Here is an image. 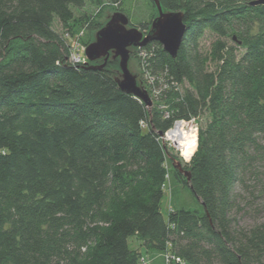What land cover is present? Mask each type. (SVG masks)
I'll list each match as a JSON object with an SVG mask.
<instances>
[{
    "label": "trees",
    "instance_id": "trees-1",
    "mask_svg": "<svg viewBox=\"0 0 264 264\" xmlns=\"http://www.w3.org/2000/svg\"><path fill=\"white\" fill-rule=\"evenodd\" d=\"M159 1L188 29L176 59L158 42L141 50L145 68L169 85L154 100L141 83L149 109L120 89L119 59L101 69L93 67L104 60H69L73 41L87 47L103 28L101 13L75 11L101 0H0V264H143L142 249L162 264L166 251L187 264H264V223L239 227L236 193L262 150L264 5ZM147 5L143 20L117 10L148 33L158 9ZM206 34L215 40L204 53ZM204 114L197 150L182 164L188 180L171 152L166 169L159 137Z\"/></svg>",
    "mask_w": 264,
    "mask_h": 264
},
{
    "label": "water",
    "instance_id": "water-1",
    "mask_svg": "<svg viewBox=\"0 0 264 264\" xmlns=\"http://www.w3.org/2000/svg\"><path fill=\"white\" fill-rule=\"evenodd\" d=\"M152 1L156 4L159 15L152 22L149 33L145 34L140 29L131 27L128 16L117 12L96 33L95 41L89 44L85 51L89 62L104 60L102 65L93 67L94 69L105 67L111 57L119 59L122 75L119 80L120 89L129 95L135 96L147 107H152L153 102L148 92L138 85L137 77L129 70L130 49L144 48L152 42H158L166 53L176 59L188 29L181 12H164L159 0ZM251 5L262 6L264 0H256ZM174 168L190 180V174L183 169L182 163L175 162Z\"/></svg>",
    "mask_w": 264,
    "mask_h": 264
},
{
    "label": "rangeland",
    "instance_id": "rangeland-1",
    "mask_svg": "<svg viewBox=\"0 0 264 264\" xmlns=\"http://www.w3.org/2000/svg\"><path fill=\"white\" fill-rule=\"evenodd\" d=\"M101 2L102 5H97V3L88 2L82 10H76L75 14L78 17H81V15L86 13L95 18L97 16V13H101V16L96 18L104 27L110 21L111 17L115 13L119 12L117 10V7L130 9L133 18H135L136 20H143L142 17H140L139 15L141 13L144 14V12L146 13L148 8L147 0H132V4H130V1L126 0H118L117 2L115 0H101ZM164 12L167 11L164 10ZM156 15L158 16L159 13L156 12ZM56 22L57 23L55 24V30L59 33L63 32L61 25L58 23V21ZM214 40L215 36L212 34H206V36L202 39L200 47L204 53L210 50V45ZM226 42L230 47L237 48L239 46L236 40L231 37L227 38ZM130 50L131 59L129 61V70L134 76L137 77V82L140 87L141 83H144V85L147 86L148 81L146 80L142 67V52L138 51V49ZM243 50L244 49H239V51L241 52ZM132 53L136 54L135 57L132 55ZM213 69L214 66H211L210 70L212 71ZM152 107L148 108L151 109ZM198 120V124L200 126L201 123H204L206 121V114L199 117ZM260 144L262 146V150H260L261 152H259V154L257 155L254 168L248 173L244 185H237L236 193L239 195V202L241 204L240 206L244 209V212L237 217V224L239 225V227L252 228L256 225L264 223V136L260 139ZM172 153L178 162L182 163L183 165L188 164L181 158V156L176 151L172 150ZM171 192V189L170 191L168 190L166 192L167 195L165 194L162 204V212L166 218L171 208ZM180 192L182 193L181 196L186 201V203H188V205H192L194 203L193 198L187 190L182 191L180 189ZM129 243L132 248H135L139 242L134 239H130ZM145 262L143 264H145Z\"/></svg>",
    "mask_w": 264,
    "mask_h": 264
},
{
    "label": "built area",
    "instance_id": "built-area-1",
    "mask_svg": "<svg viewBox=\"0 0 264 264\" xmlns=\"http://www.w3.org/2000/svg\"><path fill=\"white\" fill-rule=\"evenodd\" d=\"M68 35V34H67ZM66 35V36H67ZM71 50H70V62L73 65H86L89 61L85 55L86 47L79 44L78 41H73L71 44ZM142 58H143V72L145 74L147 85L150 90L151 97L154 100H157L162 97L163 89H166L169 87L168 83L165 82L162 76H154L151 74L150 70L148 68H145V63H147L148 54L146 52H142ZM172 84L175 86L176 84L172 82ZM170 117L169 113L165 114V119H168ZM183 128V132L186 133L187 136L190 137V140H193L196 143V150L198 147V137H199V124H198V118H192L191 120H177L174 122L173 127L164 133L163 135H160L159 141L162 144V146L166 149V154L168 156L167 161L164 163V166L166 169H169V153H172V150L176 151L181 158L186 162L190 163L192 160V157L194 153L191 155L190 158H187L183 155L184 150V142H180L173 134L174 130H176L178 127ZM169 185V188H168ZM170 176L167 174L166 176V183L163 185V191L167 195V191H170ZM171 199V195H170ZM166 259V264H187L182 258L175 256L171 254L170 252L164 255Z\"/></svg>",
    "mask_w": 264,
    "mask_h": 264
},
{
    "label": "bare ground",
    "instance_id": "bare-ground-1",
    "mask_svg": "<svg viewBox=\"0 0 264 264\" xmlns=\"http://www.w3.org/2000/svg\"><path fill=\"white\" fill-rule=\"evenodd\" d=\"M141 50L142 48H138V51L141 52ZM173 134L180 142H184L183 145L185 147L183 150V155L187 158H190L191 155L196 152V143L193 140H190V137L183 132V128L180 126L174 130ZM166 253L168 254L169 251H166L165 254Z\"/></svg>",
    "mask_w": 264,
    "mask_h": 264
},
{
    "label": "crops",
    "instance_id": "crops-1",
    "mask_svg": "<svg viewBox=\"0 0 264 264\" xmlns=\"http://www.w3.org/2000/svg\"><path fill=\"white\" fill-rule=\"evenodd\" d=\"M139 245L137 244L136 247H138ZM142 252L144 254V258H145V264H162V261L160 260V258L158 257H148V255H146L145 249H142Z\"/></svg>",
    "mask_w": 264,
    "mask_h": 264
}]
</instances>
